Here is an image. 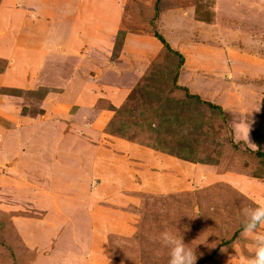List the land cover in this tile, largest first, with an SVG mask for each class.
Returning a JSON list of instances; mask_svg holds the SVG:
<instances>
[{
  "label": "crops",
  "instance_id": "1",
  "mask_svg": "<svg viewBox=\"0 0 264 264\" xmlns=\"http://www.w3.org/2000/svg\"><path fill=\"white\" fill-rule=\"evenodd\" d=\"M122 7V0H0V118L2 122L15 124V131L20 129L21 135L26 126L30 132L33 128L38 130L41 138L25 142L22 155L16 154L13 163L40 162L30 171L35 173L37 181L38 175H45L48 181L44 191L41 183L31 184V195L39 190L38 193L46 196L42 204L35 203L46 215L38 221L20 219L16 225L21 228L19 233L25 246L38 251L30 264H115L110 257L108 234L127 236L134 232L139 215L138 196L134 193L162 191L169 186L165 184L168 176L173 180L178 178L172 177L176 174L175 167L197 169L210 165L178 160L134 143L126 144L122 153L127 157V166L112 155L111 145L118 137L105 131L114 114L110 105L120 106L133 85L129 80L122 81V87H126L123 89L121 83H110L104 77L110 76L112 69L129 57H135L133 65L142 56V61L148 63L162 51L161 44L148 33L127 30L121 51L115 59L111 58L116 32L125 16ZM177 14L175 23L179 24L177 17H185ZM223 17H216L218 27H223ZM198 43L201 44L191 42L186 50L176 42L171 47L185 55L181 72L197 68L183 86L190 93L208 96L210 92L205 86L213 91L216 76L213 70L223 67L205 71L212 76L202 75L201 67L210 66L200 56L205 49ZM212 48H207L208 56H212ZM230 67L227 69L232 71ZM257 70L264 73V66ZM199 75L208 84H200ZM38 87L47 90L41 98L40 111L18 114L24 102L19 101L18 93H5V89ZM2 89L5 91L1 92ZM259 99L258 96L259 112L255 111L258 114ZM2 142L9 144L6 139ZM7 146V153L0 149L4 156L14 149V144ZM88 173L94 174L96 186L85 191ZM134 174L136 179L132 177ZM74 179L79 180L77 186ZM101 193L108 196L113 208L99 205V198L95 200V197ZM54 210L59 213L55 214Z\"/></svg>",
  "mask_w": 264,
  "mask_h": 264
},
{
  "label": "rangeland",
  "instance_id": "2",
  "mask_svg": "<svg viewBox=\"0 0 264 264\" xmlns=\"http://www.w3.org/2000/svg\"><path fill=\"white\" fill-rule=\"evenodd\" d=\"M122 3L125 13L122 29L141 34L148 33L152 39L161 44L154 35V32H157L164 36L170 46L175 42L177 45L182 44L183 50H186L191 42L200 41L201 44H198L204 46L205 49L200 56L204 63L207 59L210 66L208 69L201 67L202 75L212 76L205 71L214 67H223L220 70H213L216 75L212 82L213 91L210 90V86H205L210 95L199 93L203 97L198 95L200 101L192 105L190 111L184 115V118L181 119L182 122L176 128L180 131L177 135L182 136L185 130L197 125L198 121L207 120L205 118L207 115L208 121L217 131L206 153L200 152L199 156L217 160L220 162V166L224 165L222 168L224 170L218 172L217 167L210 166L211 164H205L209 166L197 167V169L192 166L188 169L185 166H178L175 167L176 174H171L172 177L178 178L173 180L168 176L165 184L169 186H165L166 190L163 189L158 193L142 191L141 193L149 195L143 194L145 202L143 206L140 204L142 203L141 196H138L139 215L135 230L127 236L119 234L126 239L114 240L117 248L112 259L116 261L115 264H167L168 249L162 245L159 237L163 231H172L176 234L181 233L187 247L194 249L197 256L196 264L204 262L208 264H238L239 257L250 256L255 247L250 237L242 235L240 225L245 219L242 209L264 204V183H262L264 182V169L261 167V157H258L256 153L264 151V127L258 126L259 114L255 112L258 111L256 105L259 104L258 96L261 103L264 97V73L257 70L264 66V0H122ZM179 8L181 11L178 10ZM133 12L135 17L131 19ZM155 12L158 13L155 15ZM177 12L185 17L184 19L177 17V22L180 21L179 24L175 23ZM216 15L224 16L223 27H218ZM222 28L224 29L222 30ZM209 34L213 35L212 38L208 36ZM208 47L213 49L212 56L207 55ZM222 51H225L224 55H222ZM180 53L184 58V53L181 51ZM163 54L161 51L148 63L142 61L144 57L142 56L139 58L141 61L134 65L135 57H129L116 69H112V74L108 75L109 78L104 77V79L109 80L110 83L118 82L119 85L122 81L124 83L129 80L133 85L132 88L136 84L143 85L144 77L148 74L153 75V70L156 69V67L153 68V65L160 59L163 60ZM173 58L176 59L170 55L167 60L173 62L175 61ZM183 64L184 61L178 69L177 86H183L182 83L196 73L197 68L181 72ZM227 67L228 69L230 67L232 71H229ZM200 72L198 70V74ZM166 75L164 76L168 80L169 76ZM226 75H229L230 78H225ZM179 76L181 77L179 78ZM114 79H120V81ZM197 81L200 84H208L202 80L201 75L198 76ZM122 83L120 87L126 89V87H122ZM240 84L241 89L239 88ZM5 90L10 91L9 89ZM29 92L26 90L21 92L19 101L24 102L21 107L25 109L21 110L19 107L18 114L32 115L39 110L40 96ZM42 92L44 93V90ZM7 93L12 94V92ZM171 96L183 97L184 91L177 89L171 93ZM204 101L220 106V111L224 112L222 116L224 120L220 118L222 114L218 109H209ZM239 105L242 106V110H239ZM10 107L13 109V106ZM148 114L151 120L150 125L145 120L146 118H140L137 120L138 126L131 127L130 125L126 129L127 132L129 133L130 130L132 133L134 132L136 139L140 141L141 138L155 141L156 136L161 137L162 134L167 136V139L169 138L168 141L171 138L177 141L175 130L166 131L167 135L161 131L160 134H152L153 132L147 131L148 127L155 122L153 117L157 115L150 112ZM14 125L11 121L2 122L0 118V149H3V153H7L6 146L14 144L13 152L10 150L11 154L4 156L0 153V264H30L38 251L25 246L19 233L21 228L16 225L20 219L38 221L46 215L44 209L35 206V203L36 205L42 204L46 196L38 193L39 190H35L36 194L31 195V184L38 182L48 188L46 185L48 181L45 175H38L39 180L37 181L35 173L32 172L36 164L40 162L32 165L31 163L23 165L16 161L15 164L13 163L16 154L22 155L21 148H24L25 142L41 138L35 128L30 132L26 126L24 134L21 135L20 129L15 131ZM257 126L259 131L261 130V136L258 138L260 147L252 137V132L256 130ZM238 129L242 130L244 134L239 135ZM111 135L118 137L114 138L115 143L111 145L112 155L116 161L127 166V157L122 155L127 148L126 144L144 145L134 138L136 141L126 136ZM112 138L109 139L112 141ZM4 139L9 144L2 142ZM144 147L170 155L178 160H184L149 146ZM220 147L223 148L222 154L209 153L213 148L215 150ZM133 157L136 158V156ZM116 166L119 168V165ZM127 173L132 175L133 172L131 173L130 170ZM219 173L224 175L217 177L216 174ZM254 173H258L260 176H254ZM194 174L199 177L196 178ZM134 175L132 177L136 179L137 175ZM243 177L246 179L243 180ZM93 178H95L94 174H86L85 191L96 186V181ZM20 181L23 183L21 184ZM70 181L73 180L70 179ZM130 181L132 180L130 179ZM78 182L79 180H75L74 185L77 186ZM217 183L219 186L215 187L214 185ZM46 187L43 188V191L46 190ZM97 197L100 206L113 208L107 195L102 193L96 195L95 200L98 199ZM54 211L55 214L59 213L58 210ZM60 211L62 212V210ZM257 232H264V225L259 227ZM29 233L32 232L29 230ZM236 235L237 237L232 240ZM226 240L229 241L227 245L219 246ZM31 254L33 257L30 259Z\"/></svg>",
  "mask_w": 264,
  "mask_h": 264
},
{
  "label": "trees",
  "instance_id": "3",
  "mask_svg": "<svg viewBox=\"0 0 264 264\" xmlns=\"http://www.w3.org/2000/svg\"><path fill=\"white\" fill-rule=\"evenodd\" d=\"M158 1V0H156ZM137 3V2H133ZM135 6V5H133ZM158 12H155V15ZM138 15V13H137ZM135 17L134 12L132 13V18ZM156 17V16H155ZM128 30V29H127ZM126 30L119 28L117 31V34L115 35L114 43L111 50V58L115 59L122 46V41L124 38ZM154 35L159 39V41L162 44V53L163 54V60L160 59L158 62L154 63L153 68L156 67L155 71L153 70V75H147L144 77V84H136L123 103L118 106H112L110 105L111 109L114 111V114L110 121L107 123L105 127V131L110 134L119 135V136H126L127 138L134 140L136 139L135 133L127 132V128L131 125H137V120L145 119L147 120L148 125H150L151 120L149 119V112L157 114L154 118L155 122L151 124L150 127H148L147 131L153 132L152 134H160V131L163 132L165 135H167L166 131H174L175 130V136L177 141H174L172 138L170 141H168L167 136H164L163 134L161 137L156 136V140L149 138H141V141L138 139L137 142L141 143L144 146H149L151 148L164 151L166 153H170L172 155H175L177 157H181L184 160L190 161V162H199L204 164H211L215 165L217 167V171L221 172L223 166H220V162L217 160H211L207 159L206 157L199 156V153H206V150L211 146V143L213 142V137L215 135V132L217 131L215 128H213V124L208 121V116L205 115V118L207 120L204 121H198L197 125L191 126L188 130H185L184 134L182 136L177 135L179 134L177 130L178 124L182 122L181 119L184 118V115L190 111L193 104H197L199 102V96L197 94H192L188 92L187 87L185 86H177L176 84V77L178 73V69L181 66V64L184 61L183 55L180 53V51L173 49L170 44L167 42V40L162 36L161 34L154 32ZM174 56L176 59L175 61H169L167 60L168 56ZM163 61V62H162ZM166 76H169L168 80L165 78ZM171 74V75H170ZM177 89H181L184 91V96H171V93ZM4 89L1 90L3 92ZM12 93H18L21 94L24 90L19 89H9ZM44 90V93L42 92ZM30 91L29 93H33L38 95L40 101L43 95L46 93L45 87H38L34 90H26ZM11 94V93H10ZM166 97V98H165ZM204 103L208 106L209 109H218V111L222 114L220 115V118L224 120L222 117L224 115L223 111H220V106L212 104L211 102H205ZM31 105V104H29ZM26 107V106H24ZM39 107V106H38ZM40 108V107H39ZM25 108H21V110H24ZM207 109V108H206ZM39 111V110H38ZM37 111V112H38ZM208 111V109H207ZM205 113V112H204ZM26 114V113H24ZM36 114V113H35ZM202 117L204 115L200 113ZM189 120V119H188ZM141 125V124H140ZM258 126L260 128L264 127V97L262 98L261 103V111L259 113V121ZM255 128L252 132V137L258 142V146L260 147V143L258 141V138L261 136L259 127ZM141 127V126H140ZM164 127V128H162ZM177 127V128H176ZM163 130H162V129ZM183 133V132H182ZM134 138V139H133ZM143 139V140H142ZM134 140V141H136ZM170 143V144H169ZM222 147L215 149L213 148L212 151H209V153H214L215 155L222 154ZM258 157H261L260 163L261 167L264 169V151H258L256 152ZM254 176H260L258 173H254ZM215 187H218L219 184H215ZM137 196H141L140 200L142 201V206L144 205V195H149L146 193L136 192L134 193ZM138 223V222H137ZM136 223V224H137ZM135 224V226H136ZM240 227L242 228L243 225L241 224ZM237 237V235L232 238L234 240ZM126 239V237L119 236L117 234H108V241H109V247L111 250L110 256H115L114 251L117 248V246L114 244V240L116 239ZM231 240V241H232ZM230 241V242H231ZM229 243L228 240L223 241L219 244L220 245H227ZM113 252V255H112ZM16 255V253H15ZM33 257L31 254L30 259Z\"/></svg>",
  "mask_w": 264,
  "mask_h": 264
},
{
  "label": "clouds",
  "instance_id": "4",
  "mask_svg": "<svg viewBox=\"0 0 264 264\" xmlns=\"http://www.w3.org/2000/svg\"><path fill=\"white\" fill-rule=\"evenodd\" d=\"M237 132L239 135L244 134L239 129ZM242 212L245 217L242 221V235L250 237L255 247L250 256L239 257L238 264H264V232H257V229L264 225V204H259L254 208H243ZM159 239L168 249L167 264H196L197 256L194 249L187 247L181 233L163 231Z\"/></svg>",
  "mask_w": 264,
  "mask_h": 264
}]
</instances>
